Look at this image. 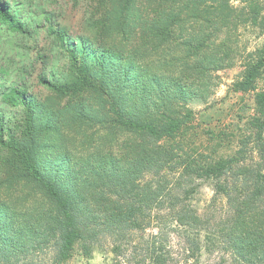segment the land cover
<instances>
[{
	"label": "trees",
	"instance_id": "trees-1",
	"mask_svg": "<svg viewBox=\"0 0 264 264\" xmlns=\"http://www.w3.org/2000/svg\"><path fill=\"white\" fill-rule=\"evenodd\" d=\"M108 1L101 33L72 43L56 30L74 80L38 79L69 104L56 109L19 82L0 88V109L20 112L0 111V264H66L77 248H107L111 264H222L200 260L216 250L264 264V91L227 150L221 130L187 138V102L211 93L214 71L238 62L233 90L256 89L264 45L247 51L240 36H264V0ZM18 4L0 0V26L25 35ZM92 120L111 143L123 134L118 148L67 146L63 132ZM204 183L218 209L193 204Z\"/></svg>",
	"mask_w": 264,
	"mask_h": 264
},
{
	"label": "rangeland",
	"instance_id": "rangeland-1",
	"mask_svg": "<svg viewBox=\"0 0 264 264\" xmlns=\"http://www.w3.org/2000/svg\"><path fill=\"white\" fill-rule=\"evenodd\" d=\"M17 2L19 14L31 21L27 22L28 31L25 35L13 33L0 26V88L19 82L30 96L45 100L44 102L47 101L56 109L69 104L64 99L58 106L60 104L58 100L38 79L43 75L53 82L74 80L66 45L62 44L56 30L65 29L72 43L79 36H94L97 31L101 33V27L106 23L104 11L110 2L108 0H17ZM49 26H52L54 32H50ZM241 32V43L247 51L264 45V36L258 35L257 31L246 29ZM242 73L243 67L238 62L214 71L211 93L205 99L194 98L187 102L188 107L194 111L193 120L189 124L192 127L187 133L189 141L196 144L205 143L210 131L221 130L227 133L223 140L225 146L221 147V150H227L225 147L233 145L231 140L238 134L243 122L253 113L254 92L264 91V71L257 79L254 91H234L233 84L241 78ZM87 109L92 111L91 108ZM0 111L7 120L20 115L18 109L3 104ZM68 115L72 117L71 111ZM92 121L78 123L63 132L61 137L67 142V146L71 147L73 144L80 150L83 148L82 141H85V146L91 150L98 145L101 147L104 141L105 148L113 150L118 148L117 144L122 140L123 134L120 133L118 136L116 134L117 143L115 140L111 143L105 127L96 124L95 120ZM214 197L212 186L204 183L194 193L193 204L202 212L218 209L223 202L214 200ZM170 244L178 256H184L182 254L184 244L179 236L171 234ZM112 257L107 248L96 249L90 256H83L77 248L66 264H111ZM221 259L222 264H236L231 256L217 250L211 255L204 252L200 258L202 263L217 262ZM190 262L191 260L187 261V264H191Z\"/></svg>",
	"mask_w": 264,
	"mask_h": 264
}]
</instances>
